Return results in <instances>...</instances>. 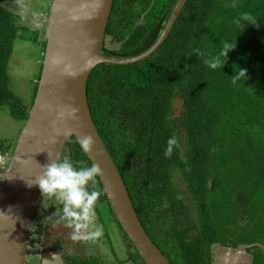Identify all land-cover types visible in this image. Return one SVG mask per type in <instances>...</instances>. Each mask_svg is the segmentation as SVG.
<instances>
[{
    "label": "trees",
    "instance_id": "16d2710c",
    "mask_svg": "<svg viewBox=\"0 0 264 264\" xmlns=\"http://www.w3.org/2000/svg\"><path fill=\"white\" fill-rule=\"evenodd\" d=\"M15 1L0 0V109L25 123L33 104L17 96L10 64L16 41L30 29L13 10ZM133 2L127 9L114 1L103 53L131 57L148 50L177 0L161 11L160 0H147L141 11ZM246 13L256 24L238 23ZM39 35L28 37L45 51L46 37ZM225 42L236 43L226 60ZM216 57L222 69L206 63ZM239 68L248 77L234 84ZM177 98L182 117L174 116ZM88 101L143 225L173 264H212L215 244L245 245L253 264H264V0H187L150 56L93 69ZM169 138L176 143L166 156ZM12 146L0 143V150ZM64 156L77 167L92 165L75 136ZM125 239L139 259L134 264H146L126 233Z\"/></svg>",
    "mask_w": 264,
    "mask_h": 264
},
{
    "label": "water",
    "instance_id": "95a60500",
    "mask_svg": "<svg viewBox=\"0 0 264 264\" xmlns=\"http://www.w3.org/2000/svg\"><path fill=\"white\" fill-rule=\"evenodd\" d=\"M187 0H178L158 40L131 57L102 52L114 0H53L38 89L8 167L0 171V264H26L33 221L43 199L35 182L43 166L75 136L94 140L87 154L125 233L146 264H173L143 225L125 181L94 123L88 80L100 63L131 64L154 53L173 29ZM71 65L73 75L65 72Z\"/></svg>",
    "mask_w": 264,
    "mask_h": 264
},
{
    "label": "flooded vegetation",
    "instance_id": "af4514ba",
    "mask_svg": "<svg viewBox=\"0 0 264 264\" xmlns=\"http://www.w3.org/2000/svg\"><path fill=\"white\" fill-rule=\"evenodd\" d=\"M170 1L171 0H160V11L164 9ZM118 3L121 6L127 7V9L131 5L130 0H118ZM133 3L134 6L141 11L143 6L147 3V0H134ZM114 8L113 6V11ZM173 10L169 17L166 18V25ZM143 21L144 19L141 18L138 23H142ZM111 38L112 34H109L107 31L106 40L104 42L107 43V46L110 45ZM70 159L72 160V158ZM55 201V197L50 198L47 195H45L41 201L28 240L26 264H124L126 260L124 251L121 249H125V246L127 247L126 251L129 252L127 259L128 264L138 262L139 259L132 253L134 251L133 246L130 244L129 246L128 241L125 239V231L122 225L118 221L112 208H110L111 206L109 207L110 204L107 196L104 197L103 195L102 199L95 205V221L90 230L94 231L96 228L102 230V236L97 239H84L82 235L75 233L74 227H67V221L60 220L63 204L58 207ZM60 203L62 202L59 201V205ZM100 207L105 210L106 220H108V218L111 219V223L109 222L111 227L102 217ZM112 234L116 236L121 243V248L120 246H118V249L115 248ZM74 235H76L77 238L73 239Z\"/></svg>",
    "mask_w": 264,
    "mask_h": 264
},
{
    "label": "rangeland",
    "instance_id": "374dc122",
    "mask_svg": "<svg viewBox=\"0 0 264 264\" xmlns=\"http://www.w3.org/2000/svg\"><path fill=\"white\" fill-rule=\"evenodd\" d=\"M52 1L53 0H18V2L12 4L13 10L18 15L20 23L30 29L26 34L27 37L19 38L16 41L10 64V74L12 76L14 90L23 104L29 107L33 104L35 83L37 79H39V75H41L44 47L38 44L34 39L29 38L28 35L37 33L38 35L40 34V37H43L42 39L46 37L47 20ZM118 46L119 43H116L115 47ZM182 115L183 101L177 98L174 104V116L182 117ZM25 123L21 120L14 119L10 115L8 108L4 107L0 109V143L4 145V149L10 144L13 145L11 149L6 150V152L0 150V171L8 167ZM95 190L102 193L97 184V178ZM102 197L103 194L99 197L97 203ZM55 202L58 207L62 205V203L59 205L58 200ZM100 210L102 217L110 226L111 219L108 218V220H106L105 210L102 207H100ZM112 238L115 248L118 249V246L121 248V243L118 241L117 237L112 234ZM260 246L264 249V246ZM126 249V246L125 249H121L124 251L125 260L128 259L129 255ZM253 259L254 256L252 252L247 250L245 245H240L236 249L219 244L213 245L212 264H253Z\"/></svg>",
    "mask_w": 264,
    "mask_h": 264
},
{
    "label": "clouds",
    "instance_id": "9594fccd",
    "mask_svg": "<svg viewBox=\"0 0 264 264\" xmlns=\"http://www.w3.org/2000/svg\"><path fill=\"white\" fill-rule=\"evenodd\" d=\"M241 21L256 24V18L247 13L241 17L238 23ZM235 47L236 43H223L220 55L226 60L228 53ZM193 51L199 55L198 49ZM206 63L212 69H222L224 66L220 62V57L208 60ZM65 72L68 75H73L70 64L66 65ZM244 77H248L247 69L239 68L236 75L233 76L232 82L235 84L237 80ZM175 143V138L168 139L166 156L171 154L172 145ZM79 144L82 151L88 153L93 147L94 140L91 136H83L79 138ZM48 158L51 162L43 166V174L35 182L39 186L42 196L55 197L56 200L62 202L60 220L67 221V227H74L76 234L82 235L84 239L101 237L102 230L100 228H96L94 231L90 230L95 221V205L102 195L100 191L95 190L96 177L101 174L99 165L77 167L69 157L61 158L58 154L53 158V154L48 153ZM75 238H77L76 235L73 236V239Z\"/></svg>",
    "mask_w": 264,
    "mask_h": 264
}]
</instances>
